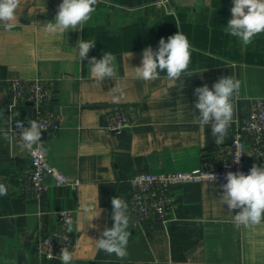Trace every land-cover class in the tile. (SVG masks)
I'll list each match as a JSON object with an SVG mask.
<instances>
[{"label": "crops", "instance_id": "obj_1", "mask_svg": "<svg viewBox=\"0 0 264 264\" xmlns=\"http://www.w3.org/2000/svg\"><path fill=\"white\" fill-rule=\"evenodd\" d=\"M61 3L21 0L16 26L0 28V183L7 187V195L0 196V264H21V250L28 264H62L60 258L39 256L37 242L64 228L58 213L65 209L76 216L71 264H264V220L251 228L237 227L236 210L229 212L220 202L223 191L215 182H173V219L166 223L135 225L130 203V179L136 173L212 169L219 154L230 148L243 116L264 98V32L246 46L226 33L233 0H104L94 6L83 31L47 35L44 23L54 21ZM177 31L199 49L189 65L197 75L176 81L166 73L155 81L134 78L132 68L140 66L143 50L158 49L161 38L167 41ZM80 39L96 41L89 58L99 60L103 52L116 56V83L124 91L118 102L112 99L115 81L96 84L88 60L80 62L74 49ZM227 76L238 79L241 87L232 101L233 121L225 141L217 145L211 126L199 122L194 90L204 85L212 89ZM12 78L49 81L54 92L49 106L59 112L60 128L42 131L41 140L49 162L70 179H79L77 187L56 186L47 176L49 186L39 199L18 193L30 150L10 127L17 121L30 125L38 110L47 107L12 104ZM117 109L126 113L128 126L113 132L105 126L106 116ZM244 151L247 164L264 163V151L257 155L249 138ZM152 156L158 168L152 167ZM116 196L129 206V255L124 260L97 246L104 228L113 226L111 200Z\"/></svg>", "mask_w": 264, "mask_h": 264}, {"label": "clouds", "instance_id": "obj_2", "mask_svg": "<svg viewBox=\"0 0 264 264\" xmlns=\"http://www.w3.org/2000/svg\"><path fill=\"white\" fill-rule=\"evenodd\" d=\"M20 3L21 0H0V28L4 31H11L16 26ZM97 3L98 0H62L54 21L44 23V33L57 35L70 30L83 31ZM230 11L231 18L225 31L237 37L245 46L251 44L256 35L264 32V0H233ZM95 44V40L80 39L74 49L78 51L80 62L88 60V72L96 84L101 85L108 79L115 81V87L111 89L112 99L118 102L123 97L124 91L122 86L116 83L119 79L116 56L111 52H103L99 60L95 56L89 58L88 53L95 47ZM193 51H199V49L193 48L187 36L179 31L169 36L167 41L161 38L158 49L153 50L149 46L143 50L140 66L132 68L134 78L155 81L161 78V73H166L168 80L176 81L182 75L183 77L197 75L189 71ZM131 56L130 52L129 57ZM207 70L208 68L204 72ZM240 87L241 83L238 79L227 76L221 77L218 82L214 83L212 89L204 85L194 90V95L197 97L195 108L198 109L199 122L203 126H211V134L217 145L224 143L233 121L232 101ZM16 115L18 116L19 113ZM16 124L21 130L19 139L22 146L31 151L41 142L42 130H46L35 120H29L30 127L26 128L21 121H17ZM4 138L11 139L8 133L4 134ZM240 156L234 161L235 163H239ZM207 175L211 182L216 180L213 173ZM225 179L227 183L222 185L223 194L220 202L228 206L229 212L237 210L233 216V223L237 227L243 226L244 228L261 224L264 220V166L253 164L247 175L243 172L229 171ZM4 195H7V187L0 183V196ZM111 204L113 226L104 228L101 238L97 240V246L106 253H114L118 259L124 260L129 255L127 251L130 236L128 231L129 206L123 198L118 196L112 198ZM100 213L94 218L99 217ZM65 226L66 231L71 233L74 221L71 218L65 219ZM59 258L62 264H71L72 254L66 248L61 249Z\"/></svg>", "mask_w": 264, "mask_h": 264}, {"label": "built area", "instance_id": "obj_3", "mask_svg": "<svg viewBox=\"0 0 264 264\" xmlns=\"http://www.w3.org/2000/svg\"><path fill=\"white\" fill-rule=\"evenodd\" d=\"M103 2L104 0H98L96 5ZM9 85L12 104L25 101L36 106L46 105L45 110H38L35 121L46 131L55 132L59 130L60 114L56 109L49 106L54 99V92L49 81L41 78H12ZM23 126L25 128L30 127L26 124H23ZM105 126L113 132L122 131L128 126L126 113L120 109L111 111L106 116ZM20 131L17 124L11 125L10 132L13 136H19ZM246 138H249L252 142L255 153L261 155L264 151V98L257 99L251 110L243 116L230 148L219 154L212 169L195 168L191 171L174 173L155 171L136 173L130 179L132 187L130 203L133 223L137 226H144L152 220L166 223L173 219L171 211L174 203L170 192V185L173 182L210 181L207 174L213 173L216 176L214 182L223 191L222 185L227 183L225 179L227 172L249 174L252 165L246 162L244 151ZM239 156V163H235L234 161ZM257 165L264 166V163L260 162ZM47 176L51 177L53 184L56 186L69 185L75 188L81 183L79 179H70L66 173L49 162L43 140H41L30 151L28 166L20 174L17 181L18 193L26 198L39 199L49 186L46 181ZM62 213L63 215H61ZM58 216L64 228L48 232L38 239L37 252L41 257L59 258L61 249L66 248L71 252L75 245L74 232H67L65 226V219L68 218H71L75 223V213L65 209L59 211Z\"/></svg>", "mask_w": 264, "mask_h": 264}, {"label": "water", "instance_id": "obj_4", "mask_svg": "<svg viewBox=\"0 0 264 264\" xmlns=\"http://www.w3.org/2000/svg\"><path fill=\"white\" fill-rule=\"evenodd\" d=\"M151 159H152V162H153L152 167L153 168H158V164L156 163V157L155 156H152ZM19 255H20V262H21V264H28L26 255H25V253H24L23 250H21L19 252Z\"/></svg>", "mask_w": 264, "mask_h": 264}]
</instances>
